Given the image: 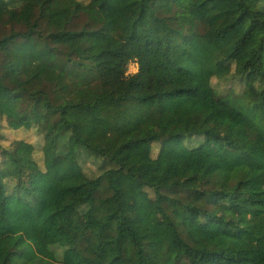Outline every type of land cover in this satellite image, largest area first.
Masks as SVG:
<instances>
[{
	"label": "trees",
	"instance_id": "16d2710c",
	"mask_svg": "<svg viewBox=\"0 0 264 264\" xmlns=\"http://www.w3.org/2000/svg\"><path fill=\"white\" fill-rule=\"evenodd\" d=\"M127 1L163 41L106 49L97 0H0V264H264V0ZM70 12L88 18L83 45ZM49 146L75 148L80 182L53 178Z\"/></svg>",
	"mask_w": 264,
	"mask_h": 264
},
{
	"label": "rangeland",
	"instance_id": "374dc122",
	"mask_svg": "<svg viewBox=\"0 0 264 264\" xmlns=\"http://www.w3.org/2000/svg\"><path fill=\"white\" fill-rule=\"evenodd\" d=\"M105 2V3H104ZM97 3L102 7V13L108 16L111 24L108 28L107 36L105 38L104 46L106 49H112L121 46L129 39L148 37L156 42H161L165 38V31L157 22L156 17L151 11H141L139 6L127 0H97ZM68 28L70 31L79 34L84 29L88 22V18L78 12L68 13ZM76 40L81 44H85L86 40L80 36ZM138 72V65H131L128 73L134 74ZM30 102L24 103L23 108L29 106ZM26 124L30 126L34 124L38 117L30 111H26ZM41 121L44 122L45 127L49 132L54 133L58 126L59 119L57 116L47 115L42 112L40 114ZM51 146L46 148V166L48 167L54 179L66 183H78L82 178L80 169L75 161L76 151L73 147L67 157H59L52 160ZM15 156L22 164V167L28 169H35L38 164L33 160L34 151L31 145L19 144L15 149ZM9 169V167H6ZM106 214L107 209H103ZM191 226L196 231V238L198 245L204 249H212L215 246V236L209 229L204 228L198 221H193ZM82 236V228L70 227L66 233L65 241L74 242ZM171 236L167 228L164 227V234L160 240H157L153 245L151 259H155L160 253L164 242H170ZM67 264H94L92 262L81 261L75 252H69L66 256Z\"/></svg>",
	"mask_w": 264,
	"mask_h": 264
}]
</instances>
